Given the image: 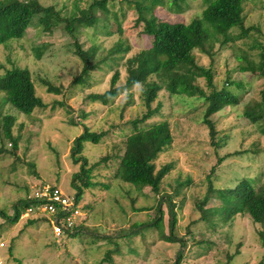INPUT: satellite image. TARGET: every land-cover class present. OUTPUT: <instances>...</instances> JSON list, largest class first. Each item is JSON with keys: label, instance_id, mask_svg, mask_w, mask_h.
<instances>
[{"label": "rangeland", "instance_id": "1", "mask_svg": "<svg viewBox=\"0 0 264 264\" xmlns=\"http://www.w3.org/2000/svg\"><path fill=\"white\" fill-rule=\"evenodd\" d=\"M8 1L0 0V5ZM38 1L57 9L66 3L65 13L75 0ZM110 5L118 13V22L112 15L103 19L99 12L95 23L76 33L84 50L96 45L92 63L98 62L81 82L74 79L83 62L63 23L44 32L35 22L23 37L0 44V74L12 66L29 69L36 95L45 103L26 115L5 103L0 91V127L4 115H14L12 135L17 139L14 148L0 129V210L5 215L12 216L14 204L40 185H55L75 195L71 183L79 164L70 155L72 141L85 125L98 133L105 131L98 143H83L82 155L94 166L92 183L78 200L83 214L77 231L54 236L42 212H22L15 223L0 215V264H175L178 254L179 264H264L259 224L241 211L231 215L226 193L243 177L264 182V66L254 73L240 71L239 64L247 61L238 59L246 55L255 65L264 60V0H243V25L254 27L247 37L225 45L214 42L211 56L197 49L193 52L198 64L211 66L217 89L226 87L237 95L236 105L212 114L207 123L205 100L161 90L151 104L159 107L158 112L137 125L146 128L164 122L170 132V144L154 161L157 168L172 164L158 194L117 175L125 142L135 132L132 121L147 111L141 85L132 87L133 101L127 106L126 92L107 105L88 98L108 89L115 70L119 71L117 84H124L126 58L149 48L152 41L142 24H135L133 7L122 0ZM206 5V0H185L181 13L164 6H157L154 13L163 21L187 23L200 16ZM105 26L111 34L103 31ZM253 40L256 46L252 47ZM117 43L128 47L127 51L99 61ZM44 81L58 91L49 92ZM208 176L213 191L205 199ZM75 183L80 184L78 179ZM168 197L175 205L173 226H169ZM158 206L162 220H157Z\"/></svg>", "mask_w": 264, "mask_h": 264}, {"label": "trees", "instance_id": "2", "mask_svg": "<svg viewBox=\"0 0 264 264\" xmlns=\"http://www.w3.org/2000/svg\"><path fill=\"white\" fill-rule=\"evenodd\" d=\"M115 0H75L71 2L72 8L66 10V3L63 9H57L55 5H42L38 0H9L0 5V44L11 39H19L24 36L26 29L36 22L44 32H51L60 23L64 24L65 31L74 38L75 53L83 62L80 74L74 79L75 82L84 80V76L89 71L98 66L92 63L96 56V45L93 44L84 50L77 41V34L81 27H88L95 23L99 17V12L106 19L112 15L118 22L116 12L111 10L109 2ZM128 7H133L136 12L135 24H142V31L152 38L149 48L142 49L133 56L126 58L125 70L126 78L122 85H118L119 71L115 70L110 77L109 87L101 93H91L89 100L99 101L107 105L114 101L121 93L126 92V103L130 105L133 101L130 90L136 84L141 85V97L147 108L142 117L132 121L135 128L134 135L125 142L124 151L120 156L117 168V175H121L123 180L140 186H148L152 192L158 194L164 176L172 167L171 163H165L159 168L155 165V159L171 142V136L167 124L152 123L146 128L137 127L140 122H145L159 107H151L158 93L161 90L169 94H185L199 97L205 100L206 110L204 112V122H209V117L226 106L236 105L238 97L226 87L217 89L214 83V72L211 66L198 64L194 50L197 49L208 56L212 55V45L219 42L225 45L237 38L247 37L254 27H244L243 25V0H206L207 5L200 16L194 17L187 23L168 22L160 20L154 13L157 6H164L171 12L181 13L184 11L185 0H122ZM119 24V23H118ZM121 31L120 25L117 26ZM234 28L239 29V33L234 35ZM107 35L111 31L104 27ZM257 31V29H255ZM252 47L256 46L255 40ZM262 47L261 45H259ZM128 47L117 43L111 47L107 56L102 55V61L112 54L127 51ZM110 55V56H109ZM40 57V54H38ZM247 63L239 64L240 71L256 72L262 70L264 60L255 65L248 60L246 55L238 57ZM258 68V69H257ZM262 73V71H260ZM203 81V83H200ZM49 92H57L58 89L44 81ZM0 91L4 94V102L26 115L31 114L36 108L44 107L45 103L36 95L35 84L31 72L27 68L12 66L0 74ZM15 116L6 114L2 118L1 132L4 137L10 140V144L16 148L17 139L12 135V125ZM73 124H75L73 122ZM210 138L215 136L213 124H210ZM105 131L95 132L86 125L82 132L72 141L71 157L75 164H79V171L73 174L72 186L75 188V199L80 200L83 189L92 183L91 172L94 164L89 165L87 158L82 155L83 143L91 141L98 143ZM212 144L214 140H211ZM214 167L211 168V173ZM79 180L80 184L75 183ZM205 199L213 191L210 177ZM188 182V181H187ZM229 195L227 202L232 204L229 207L230 214L244 212L248 214L253 223L259 224L257 231L261 245L264 247V182L259 178L243 177L233 187L228 188ZM168 199V214L170 216L169 226L175 223V205ZM164 200V195L160 201ZM225 202V200H223ZM33 202L27 198L20 199L13 206L12 216H7L0 210V215L15 223L22 212ZM160 216L157 220H162V209L157 207ZM157 220H152L155 222ZM77 228V227H76ZM73 231L74 234L77 229ZM172 228V227H170ZM71 234V235H72ZM171 241V237H167ZM109 255V254H108ZM179 254L175 264H179ZM259 264H263L262 261Z\"/></svg>", "mask_w": 264, "mask_h": 264}, {"label": "built area", "instance_id": "3", "mask_svg": "<svg viewBox=\"0 0 264 264\" xmlns=\"http://www.w3.org/2000/svg\"><path fill=\"white\" fill-rule=\"evenodd\" d=\"M26 198L33 204L25 209L24 214H46L56 237L71 235L83 214L75 195L67 194L55 185H40Z\"/></svg>", "mask_w": 264, "mask_h": 264}]
</instances>
